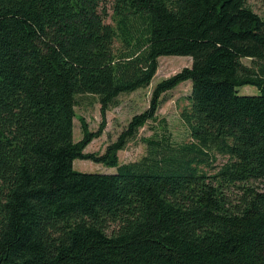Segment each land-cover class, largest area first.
<instances>
[{
  "label": "trees",
  "instance_id": "trees-1",
  "mask_svg": "<svg viewBox=\"0 0 264 264\" xmlns=\"http://www.w3.org/2000/svg\"><path fill=\"white\" fill-rule=\"evenodd\" d=\"M163 55L191 64L103 153L85 152ZM188 79L189 139L160 119L145 153L119 163ZM84 93L101 122L80 117L75 141ZM76 158L116 171H78ZM0 264H264V17L247 0H0Z\"/></svg>",
  "mask_w": 264,
  "mask_h": 264
},
{
  "label": "rangeland",
  "instance_id": "rangeland-1",
  "mask_svg": "<svg viewBox=\"0 0 264 264\" xmlns=\"http://www.w3.org/2000/svg\"><path fill=\"white\" fill-rule=\"evenodd\" d=\"M248 4L264 17V0H247ZM109 21V20H108ZM243 61L253 66L250 59ZM191 57L184 55H163L158 58V68L151 83L147 87L139 88L130 93H122L117 98L116 105L106 112V125L102 134L94 138L86 147L85 152L103 153L105 147L116 140L119 133L126 127L130 118L148 107L151 92L157 82L180 71L183 67L190 66ZM191 91V81L181 82L161 96L160 105L156 112V121H149L141 127L136 136L130 139L123 149L118 151L119 163L137 160L145 151L143 138L150 136L156 130L159 132L160 119L166 121V127L176 142H184L189 139L188 129L180 116L181 110L188 104L187 97ZM240 93L256 94L258 88L253 85H245L239 88ZM76 116L73 119V139L79 140L82 136L80 117L84 118L88 128L95 131L101 122L100 102L93 94L76 95ZM222 156H217V162L222 161ZM73 168L84 172L114 173L115 167H107L101 163H95L87 159H74Z\"/></svg>",
  "mask_w": 264,
  "mask_h": 264
}]
</instances>
